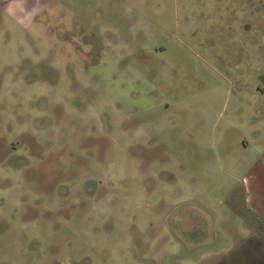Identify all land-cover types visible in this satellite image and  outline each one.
<instances>
[{
    "label": "rangeland",
    "instance_id": "obj_1",
    "mask_svg": "<svg viewBox=\"0 0 264 264\" xmlns=\"http://www.w3.org/2000/svg\"><path fill=\"white\" fill-rule=\"evenodd\" d=\"M241 18L208 0H55L26 29L0 12V239L61 231L34 264H128L129 237L170 239L178 196L209 190L188 168L264 115V22Z\"/></svg>",
    "mask_w": 264,
    "mask_h": 264
},
{
    "label": "crops",
    "instance_id": "obj_2",
    "mask_svg": "<svg viewBox=\"0 0 264 264\" xmlns=\"http://www.w3.org/2000/svg\"><path fill=\"white\" fill-rule=\"evenodd\" d=\"M68 1L62 0L65 4ZM75 1L84 2L87 7L93 2ZM208 1L236 6L242 18L257 23L255 32H260V20L264 22V0ZM53 2L55 0H0V12L15 26L26 29ZM75 17L77 19V12ZM241 27L242 23L236 24V30ZM102 41L109 48V40ZM251 118L237 126L233 137L224 140L222 136L218 163L206 166L202 174L188 168L187 180H193L194 185L203 181L209 190L190 192L197 202L194 205H185L186 199L178 196L169 215L170 222H165V227L168 225L171 229L170 239L165 238L162 227L160 234L163 236L128 238L130 245H139L128 249V264H264V115L259 117L254 113ZM185 164L177 163L179 174L185 172ZM175 178L180 179L179 176ZM54 197L58 204L54 212L64 211L67 215L78 210V207L69 208L67 194L55 193ZM145 208L146 205L142 207ZM150 212L155 216L160 214L163 219L167 216L159 208H151ZM50 223L53 229L57 228L56 222ZM8 225L18 229L14 223ZM56 236L1 238L0 264H34L35 257L31 255L34 256L38 248L51 255L61 254L62 243L67 244L68 240L61 231ZM49 264H67V260L55 257Z\"/></svg>",
    "mask_w": 264,
    "mask_h": 264
}]
</instances>
